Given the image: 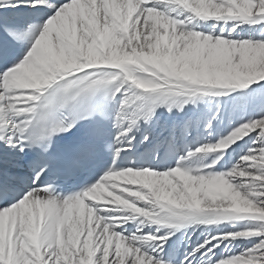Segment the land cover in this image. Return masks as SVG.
Here are the masks:
<instances>
[{
	"label": "snow or ice",
	"instance_id": "snow-or-ice-1",
	"mask_svg": "<svg viewBox=\"0 0 264 264\" xmlns=\"http://www.w3.org/2000/svg\"><path fill=\"white\" fill-rule=\"evenodd\" d=\"M0 264H264V0H0Z\"/></svg>",
	"mask_w": 264,
	"mask_h": 264
}]
</instances>
